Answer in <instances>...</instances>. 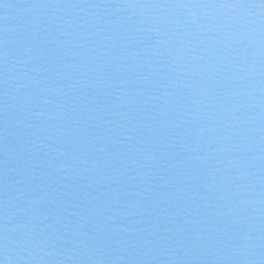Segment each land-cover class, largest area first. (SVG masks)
I'll use <instances>...</instances> for the list:
<instances>
[{
	"label": "water",
	"instance_id": "95a60500",
	"mask_svg": "<svg viewBox=\"0 0 264 264\" xmlns=\"http://www.w3.org/2000/svg\"><path fill=\"white\" fill-rule=\"evenodd\" d=\"M0 264H264V0H0Z\"/></svg>",
	"mask_w": 264,
	"mask_h": 264
}]
</instances>
